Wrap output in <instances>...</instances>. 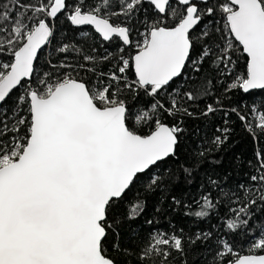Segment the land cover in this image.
<instances>
[{
  "label": "snow or ice",
  "instance_id": "1",
  "mask_svg": "<svg viewBox=\"0 0 264 264\" xmlns=\"http://www.w3.org/2000/svg\"><path fill=\"white\" fill-rule=\"evenodd\" d=\"M237 125L256 146L238 181L215 171ZM141 190L163 194L144 223L196 228L126 246ZM192 256L264 264V0H0V264Z\"/></svg>",
  "mask_w": 264,
  "mask_h": 264
},
{
  "label": "trees",
  "instance_id": "2",
  "mask_svg": "<svg viewBox=\"0 0 264 264\" xmlns=\"http://www.w3.org/2000/svg\"><path fill=\"white\" fill-rule=\"evenodd\" d=\"M257 100H259V95H257ZM203 105L201 104V107ZM197 125L202 127L204 131L201 133L203 135L204 133L211 132L210 128L204 127V121L198 120L195 122ZM214 123L216 125L220 124V118H214ZM192 139L191 137L189 138ZM192 146H195L194 143ZM256 146L253 144L252 140L248 138L245 133L240 129L239 125H237V130L235 134L233 135L232 139L229 142V145L227 146V151L223 153L224 155V161L222 165L215 166L216 172H223L225 169H228L232 172L233 179L234 180H240L242 179L241 173L245 171V169H242L239 167L240 161L251 159L252 153L254 151V148ZM187 155V153L181 154V160H184V156ZM239 157L240 160H236L235 158ZM188 163H191L192 161H187ZM212 166H210L207 162L202 163L199 165L198 173L195 174V179L193 180V183L191 185H188L183 175L179 171V166L176 165L173 167L172 171L175 173V175L178 177V179L171 185L172 191L168 193V195L176 194L181 195L185 194L187 192H195L196 191V185L200 182V179L203 177L205 171H211ZM141 196L147 195V208L144 213V215L141 217V219L137 220L135 222L136 225H140L141 227L137 228L135 232L131 231L127 227H125L122 236L125 245H129L133 242H138V240L134 241V238L136 237V232L141 233V235L146 234L150 230H159V231H170L172 228H180L183 227L185 231L192 230L196 228V225L192 223L191 218L183 216L181 213H169L166 216H161L159 214H156V223L152 225H148L144 223L145 220L151 219L154 214V206L158 203L159 198L163 195L160 192L154 193V194H146L142 190L140 192ZM136 196L135 192L129 193V199H134ZM168 201H165V204H167ZM203 226V225H201ZM260 223L257 221L256 227L259 228ZM245 248H247V245H245ZM190 264H198V261H196V257L192 256L189 258ZM129 264H135V261H130Z\"/></svg>",
  "mask_w": 264,
  "mask_h": 264
}]
</instances>
